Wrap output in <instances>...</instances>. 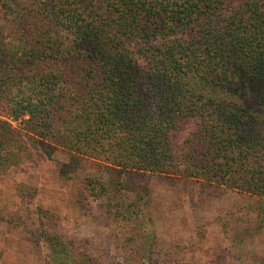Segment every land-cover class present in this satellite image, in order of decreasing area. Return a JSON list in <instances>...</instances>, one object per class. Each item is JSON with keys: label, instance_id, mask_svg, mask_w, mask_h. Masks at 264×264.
Wrapping results in <instances>:
<instances>
[{"label": "trees", "instance_id": "trees-1", "mask_svg": "<svg viewBox=\"0 0 264 264\" xmlns=\"http://www.w3.org/2000/svg\"><path fill=\"white\" fill-rule=\"evenodd\" d=\"M44 142L264 198V0H0V179Z\"/></svg>", "mask_w": 264, "mask_h": 264}, {"label": "rangeland", "instance_id": "rangeland-1", "mask_svg": "<svg viewBox=\"0 0 264 264\" xmlns=\"http://www.w3.org/2000/svg\"><path fill=\"white\" fill-rule=\"evenodd\" d=\"M27 154L0 179V264H50L45 234L92 264H264L263 197L193 178L106 172L48 142ZM91 179L109 193L93 195Z\"/></svg>", "mask_w": 264, "mask_h": 264}]
</instances>
